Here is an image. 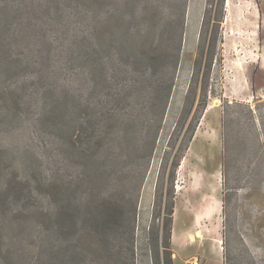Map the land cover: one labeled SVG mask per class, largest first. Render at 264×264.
<instances>
[{"label":"rangeland","instance_id":"obj_1","mask_svg":"<svg viewBox=\"0 0 264 264\" xmlns=\"http://www.w3.org/2000/svg\"><path fill=\"white\" fill-rule=\"evenodd\" d=\"M255 3L256 42L245 0H0V264H186L214 240L264 264ZM203 176L219 207L188 217ZM175 219L202 230L179 258Z\"/></svg>","mask_w":264,"mask_h":264},{"label":"crops","instance_id":"obj_2","mask_svg":"<svg viewBox=\"0 0 264 264\" xmlns=\"http://www.w3.org/2000/svg\"><path fill=\"white\" fill-rule=\"evenodd\" d=\"M245 2H246V4H244L243 6H240V7L247 9L251 13V15H254L257 18L256 30H255L256 32L253 29L251 31V35H249V40L256 42L257 41V29H258V25L260 23V18L262 19V17L260 15H258L255 0H245ZM230 33H231V31H230ZM263 47H264V45H263ZM256 52H257L256 53L257 58L255 59V63H256L255 65L258 66L257 68L263 69L264 68V50L263 49H257ZM245 56H246V54H245ZM250 65H253V63L247 62V66H250ZM229 74H230V76H229V78H226L225 85H224L225 95H227L231 99H243L244 98L245 100H247L249 97L244 96L243 90L248 89L250 91V93L253 94L252 82L248 84V82H245V80H244V78H246V76L248 77L249 72H244V71L238 70L236 73L233 71H230ZM227 80L230 81V86L228 85ZM228 90H230V92H228ZM257 91H258V89H257ZM187 227H189L191 229H193V227H194L193 231L198 229V228H195V224H192V225L180 224V227H179V229H177V231L185 229ZM172 234H173V232L171 233V243H172L173 255L175 258H179L180 256L186 254L190 249H188L186 246H183L182 244H179V242L176 240V236H175V235H177V232L175 235H172ZM188 237H189V235H188ZM197 239H199V238H197ZM189 240L194 241L195 239L191 240V238L189 237ZM198 251H199V255H200V258H199L200 264H225L223 250L219 244V241H217V240H214V242L211 243L210 248L209 247L208 248H206V247L200 248L199 247Z\"/></svg>","mask_w":264,"mask_h":264},{"label":"bare ground","instance_id":"obj_3","mask_svg":"<svg viewBox=\"0 0 264 264\" xmlns=\"http://www.w3.org/2000/svg\"><path fill=\"white\" fill-rule=\"evenodd\" d=\"M229 4V2H227ZM193 185H190L189 194L184 195V199L186 202L185 211L187 216H192L193 214H197L200 216H211L210 214L215 211L219 207V201L215 196V185L214 182L207 176H203L194 181ZM214 214V213H213ZM179 221L174 220L172 227V235H175L177 229H179L180 225ZM202 235L201 229H196L189 233V237L191 240L200 238ZM177 236V235H175Z\"/></svg>","mask_w":264,"mask_h":264},{"label":"trees","instance_id":"obj_4","mask_svg":"<svg viewBox=\"0 0 264 264\" xmlns=\"http://www.w3.org/2000/svg\"><path fill=\"white\" fill-rule=\"evenodd\" d=\"M175 50H176V52H175ZM169 55H172L173 61H174L173 67H175V64H176L175 60L177 59V55H178V47L174 49V53L172 52ZM173 61H172V63H173ZM71 95H74V92H72ZM167 215H168V218L166 220V223H165L164 227H165V230H167V233H168V236H169L170 230H171V225H170L171 224V210L168 212Z\"/></svg>","mask_w":264,"mask_h":264},{"label":"built area","instance_id":"obj_5","mask_svg":"<svg viewBox=\"0 0 264 264\" xmlns=\"http://www.w3.org/2000/svg\"><path fill=\"white\" fill-rule=\"evenodd\" d=\"M221 242H219L220 244ZM186 264H200V261L197 257H194L192 259H190Z\"/></svg>","mask_w":264,"mask_h":264}]
</instances>
